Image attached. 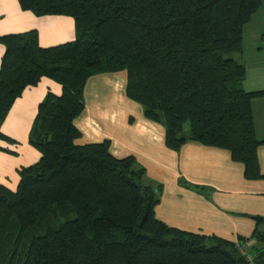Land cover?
<instances>
[{
    "label": "trees",
    "instance_id": "obj_1",
    "mask_svg": "<svg viewBox=\"0 0 264 264\" xmlns=\"http://www.w3.org/2000/svg\"><path fill=\"white\" fill-rule=\"evenodd\" d=\"M18 1L72 17L76 36L51 46L38 29L0 36V139L17 142L1 126L26 88L43 78L61 87L30 129L39 159L19 168L16 188L0 182V264H264V215L236 241L170 226L156 216L162 186L110 139L81 143L75 124L91 77L125 71L126 96L164 127L168 148L226 149L246 178H263L252 102L264 89L245 87L243 61L244 28L263 0Z\"/></svg>",
    "mask_w": 264,
    "mask_h": 264
},
{
    "label": "crops",
    "instance_id": "obj_2",
    "mask_svg": "<svg viewBox=\"0 0 264 264\" xmlns=\"http://www.w3.org/2000/svg\"><path fill=\"white\" fill-rule=\"evenodd\" d=\"M257 15L258 12L253 18ZM30 29H38L42 46L75 39V24L72 17L36 16L33 12L22 10L18 0H0V36ZM258 32L260 34L262 31ZM249 33L251 32H247L245 26L246 44L243 54V61L247 67L245 87L248 90L264 89L263 34L259 45H255L249 39ZM61 38L68 40L62 42ZM247 44H252L253 50ZM4 51V45L0 44V62ZM103 74H109L110 79L107 78L105 85L107 83L112 85L113 101L110 108L101 101H98L97 106H91L87 99H92L94 88L87 89V84L86 109L75 120V124L83 132V139L80 142L110 139L111 151L115 156L120 158L133 156L138 164L145 168L144 180L149 184L162 186L160 201L155 211L156 216L168 225L235 241L239 236H252L255 228L252 216L264 215V177L246 178L243 164L233 161L226 149L195 141L186 142L178 151L168 148L164 139V127L147 119L142 105L126 99L127 73L122 71ZM95 76L97 75L93 77ZM49 89L57 93L61 91L60 85L48 78H43L36 86L26 88L13 104L7 116L8 121L12 115L11 111L14 113L13 117L19 118L28 113L37 114L39 103ZM252 106L257 135L263 139L264 96L255 98ZM8 148L14 152L0 151V159L4 161L6 167L10 166L8 169H0V182L16 188L20 180L19 168L37 161L40 152L36 148L31 150L27 145L23 146L22 152L12 147ZM12 153L18 155L16 160L10 159L13 157ZM258 155L264 174V145L259 148ZM182 180H186L192 186L183 185ZM256 243V240L252 239L249 245L253 246Z\"/></svg>",
    "mask_w": 264,
    "mask_h": 264
},
{
    "label": "rangeland",
    "instance_id": "obj_3",
    "mask_svg": "<svg viewBox=\"0 0 264 264\" xmlns=\"http://www.w3.org/2000/svg\"><path fill=\"white\" fill-rule=\"evenodd\" d=\"M29 12H32V11H29ZM47 16H49V15H47ZM27 27H34V26H27ZM263 27H264V2H263L262 7L258 11V15L252 19V22H250L248 25H246L247 32H251V33H249L250 34L249 39L255 45H259V43H260L261 35L264 32ZM258 30H261L262 32L259 34ZM252 33H254V35H251ZM75 36H76V34H75ZM75 36H74V38H75ZM66 40H68V39L67 38H61L62 42L66 41ZM0 44L4 45L1 42H0ZM245 44L246 43L244 42V45ZM247 45L250 46L253 50L252 44H247ZM110 75H112V74H110ZM118 76H120V73H118ZM107 78L110 79L109 74H100V75L93 77L89 81L87 89L89 87L94 88L92 99H87V103L90 104L91 106H94V105L97 106L98 101H101L103 103H106L107 108H110V104L113 101L112 96L114 94V91H113V87L111 84L107 83L105 85V81H107ZM90 89H89V91L91 92ZM58 91H60V89ZM87 93H88V90H87ZM126 99L130 100L127 97H126ZM35 113L34 114L28 113L25 116H23L22 118H19L17 116L13 117L14 113H12V111H11L12 115L10 117V121H8V119L6 118L5 121L3 122L2 126H1V130L4 133H6L7 135L15 138L17 140V142H9V141H5V140L0 139V145L12 147V148L16 149L18 152H20V151L22 152L24 145H27L31 150H32V148L35 149V147L29 143V133H30V129L32 127L31 125L33 124V121H34V118L36 115ZM12 154H13L12 155L13 157L10 159L16 160L18 155H15L14 153H12ZM20 158H22V157H20ZM8 168H10V166L6 167L4 165V161L0 159V169L4 170V169H8ZM9 183H11V182H9ZM9 185H12V184H9ZM206 243L208 245H210L209 241H207Z\"/></svg>",
    "mask_w": 264,
    "mask_h": 264
}]
</instances>
